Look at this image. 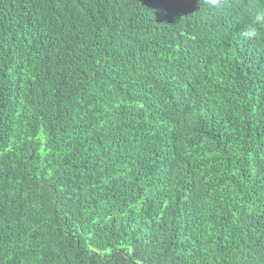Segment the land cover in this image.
I'll return each mask as SVG.
<instances>
[{"label": "trees", "instance_id": "obj_1", "mask_svg": "<svg viewBox=\"0 0 264 264\" xmlns=\"http://www.w3.org/2000/svg\"><path fill=\"white\" fill-rule=\"evenodd\" d=\"M0 264H264V0H0Z\"/></svg>", "mask_w": 264, "mask_h": 264}, {"label": "snow or ice", "instance_id": "obj_2", "mask_svg": "<svg viewBox=\"0 0 264 264\" xmlns=\"http://www.w3.org/2000/svg\"><path fill=\"white\" fill-rule=\"evenodd\" d=\"M213 2H215V0H213Z\"/></svg>", "mask_w": 264, "mask_h": 264}]
</instances>
